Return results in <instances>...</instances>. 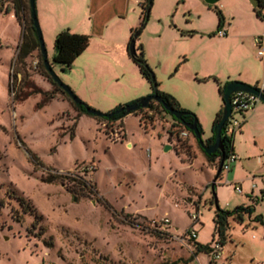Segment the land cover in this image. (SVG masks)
Returning a JSON list of instances; mask_svg holds the SVG:
<instances>
[{"label":"rangeland","instance_id":"374dc122","mask_svg":"<svg viewBox=\"0 0 264 264\" xmlns=\"http://www.w3.org/2000/svg\"><path fill=\"white\" fill-rule=\"evenodd\" d=\"M153 1L155 13L150 12L138 43L144 45L158 89L197 109L203 136L213 135V90L198 81L208 65L181 34L202 25L216 31V10L222 8L214 2L204 11L206 0ZM0 3V264H207L205 251L193 256L191 213L198 211L201 219L196 241L206 244L213 237L217 205L233 210L249 201L248 194L222 182L227 171L213 191L218 166L198 142H190L193 135L176 136L179 123L155 100L152 110L127 113L122 123L107 122L79 110L51 82L40 66L38 49L28 55L23 69L16 57L23 32L31 35L29 0H21L19 18L12 0ZM225 3L236 8L240 0ZM41 28L54 71L91 107L106 112L90 103L128 104L133 97L153 93L131 57L104 52L111 39H120V23L109 24L103 34H88L91 44L69 68L52 61L54 43ZM253 30L250 23L242 25L238 41L225 52L220 40L209 43L216 71L240 70L262 78L263 60L249 42ZM207 45L201 43V48ZM166 144L172 148L166 150ZM260 160L253 159L255 170L264 165ZM227 175L232 180V171ZM82 179L96 191L82 186ZM19 214L20 221L15 217ZM257 214L263 222L247 225L248 216L243 223L230 219L223 264H264V201H259Z\"/></svg>","mask_w":264,"mask_h":264},{"label":"crops","instance_id":"0c3cea01","mask_svg":"<svg viewBox=\"0 0 264 264\" xmlns=\"http://www.w3.org/2000/svg\"><path fill=\"white\" fill-rule=\"evenodd\" d=\"M145 1L146 0H36V10L39 17L38 19H40L39 23L41 22L44 32L47 30L49 42H51V44L54 43L57 33L64 29H68L75 33L95 35L96 33L103 34L109 24L115 25L117 22L120 23L122 27L120 39L118 41L111 39L110 41L112 42L106 46L104 52H114L121 58L130 59V56L127 52L129 40L132 34V29L140 24L142 13V9H140V7L142 8V4ZM206 1L209 5L204 6V11H210V6L214 2H217L222 8L221 10L224 15L223 27L226 28L227 33L224 36H219L218 34L210 35L209 33L214 32V29L202 25L192 27L195 29H189V32L192 30L194 31L191 34H181L183 39L188 40L191 44H193V46H196V50L194 51L195 55H197L198 58L200 57L203 62H206L208 67H210L209 69L207 67V70L202 71L203 73L199 75L200 78L216 76L221 84L233 80H241L246 84L257 86L262 90V92H264V58L259 57L257 52L256 56L263 60V64L261 65V79L250 72L243 73L240 70L236 71L235 73H224L222 70L216 71L213 65H211L212 62H215V59L213 56L214 53L211 51V47L209 46V43H212L218 39L220 40V43L223 44L225 52L234 42L238 41L237 38L238 36H241L239 34V30L242 25L250 23L254 27L252 32L255 35L253 37H251V34L246 36L251 37L249 42H252L253 47L257 48L254 38L257 35L264 36V20L260 19L256 15L254 6H251L248 0H240L239 7L235 8L234 6L230 9L225 3L226 0ZM153 2L154 1H152L151 11L152 13H155ZM75 13L78 14L77 17L75 16ZM52 15L55 16V20H52ZM81 24H84L85 26H82ZM201 43L208 45L204 49L201 48ZM90 44L91 40L89 45ZM138 44V39H136V46ZM207 47L210 48L206 49ZM54 53L52 54L54 55ZM186 54L192 56L193 52H188ZM223 58H225V56H221V63L224 62ZM198 81L207 82L210 84L209 86L212 87L213 107L211 109V114H213L215 118L216 113L224 105L219 94L218 83L212 78H206L205 80L198 79ZM175 97L178 99L182 107L196 111L198 118L201 119V115L197 109L195 110L193 107L184 103V101L178 95ZM137 99L138 97H133L131 100ZM123 102L124 101H121L116 105L107 106L95 105L94 103L90 104L102 109L104 108V110L108 112L117 105L124 104ZM205 132H207L206 129ZM211 136L212 135H206L204 137L202 134L204 140L210 138ZM192 138L193 140H190L192 144L197 142V139L194 135ZM233 150L237 154L238 160L233 163V166L229 171H224L227 174L232 171V180L228 179V175L226 174L225 179L222 178V182H225L226 180L230 181L228 184H230L234 190V183H238L242 186L243 191L241 193L248 194L247 196L249 201H242L241 205H253L255 209L251 216L245 215V218L247 216L252 218L257 214V206L259 205V201H264V199L261 198V196L264 194V165L255 170L253 168L254 163L252 162L254 158H261L264 156V101L261 100L253 110L246 113L245 120L234 135ZM261 163H263V161H261ZM241 171L243 173H240ZM256 176L259 177V184L255 180ZM255 188L257 190H255ZM251 223L256 224L257 222L250 220L247 225H250ZM229 237H231V226L229 228ZM198 255L199 253L195 255V257L197 258Z\"/></svg>","mask_w":264,"mask_h":264},{"label":"trees","instance_id":"16d2710c","mask_svg":"<svg viewBox=\"0 0 264 264\" xmlns=\"http://www.w3.org/2000/svg\"><path fill=\"white\" fill-rule=\"evenodd\" d=\"M12 1L14 2V5H15L16 15L19 18V10L21 8V0H12ZM152 1L153 0H146L142 4L141 21L137 27L132 29V34H131L130 40L133 38L138 39L140 33L145 28V26L148 22V19L150 17ZM2 5L3 4L0 3V11H2V8H3ZM9 10H10V8L6 9L7 12ZM29 10L31 11L30 3H29ZM254 10H255L256 15L260 19L264 20V0H260V4L258 6H255ZM216 11L218 13V18H219L218 28L216 31L211 32L210 35H216L217 31L220 28H222L224 25V15H223L222 10L218 8ZM27 23L29 24V27L31 30V35H28L25 31L23 32L22 41L19 44V49H18L16 61L18 63H20V66L23 67V69H24V66L26 65V58L28 57V55H30L35 49H38L39 56H40V66L43 69V72L60 91H62L64 94H66L72 100V98L62 89V87L57 82H55L53 80L52 76L50 75V73L46 69V66L43 62V55H42V52L40 49V43H39V40H38V37L36 34L35 27L33 25V20H32L31 14H30L29 19L27 20ZM192 32H194V31L193 30L190 32L184 31L182 33L183 34H191ZM130 40H129V43H130ZM89 43H90V35H88V34L75 33V32H71L68 29L61 30L60 32L57 33V35L55 36V39H54L55 53L53 55L52 61L63 65V68H69L72 66V64L74 63L76 58L83 51H85V49L89 46ZM136 48H137L136 49L137 52L135 54H131L130 50H129V44H128V54L133 59V61L138 65L142 76L151 83V86L153 87V92H154V90H156L159 95L163 96L164 101L168 105H171L178 110L186 111V114L183 115V117L181 119H178L173 115L175 120L179 123L178 126H180V128H181L183 125H185V123L194 122L196 120L199 131L201 132V134H203L202 125L199 122L197 115L194 112L182 107L180 105L178 99L173 94L158 89V81L156 80L155 73L153 71L152 66L148 63V60L146 59L145 49H144L143 43H139L136 46ZM24 72H26V71H24ZM206 78H208V79L212 78L218 83L219 94H220V96L223 100V103H224V99H223L224 89L223 88L229 82H225L224 84H221L219 79L216 76H209ZM206 78H200V79L205 80ZM137 100L131 101V103L136 102ZM73 103L79 110L85 111V112H87V110H86L87 106L91 107L90 105H88L83 100H82L81 104L76 103L74 101H73ZM156 104L159 105L163 110L169 112L168 110L165 109V107L161 103L156 102ZM121 106H123V104L117 105L116 107H114L112 110H110L108 112H113ZM154 108H155L154 102L152 101L147 109L152 110ZM142 109L143 108H140L138 110H135L134 112L139 114V111ZM125 115H126L125 111L122 110L118 113H114L111 117H105L104 116L102 118H104L107 122L120 121V123H122V119ZM222 115H223V107L216 113V116H215V118L213 120V124H212L213 135L210 138L205 140V142L207 144H212L215 142L216 134H217V125H218L219 121L221 120ZM141 119H142V117H141ZM233 139H234V136L227 135L226 131H225V127H223L222 140H223L224 147H225V157H228L230 152L234 151L233 150ZM197 142H198V139H197ZM198 145L201 148L199 142H198ZM202 151L204 152L205 156L207 157V159L211 163L216 164L217 166L219 165L220 158H221V151L220 150H217L211 154H207L203 149H202ZM178 153H179V151H178ZM222 173H223V170H221L219 173L216 174V176H215L216 180L221 176ZM64 176H66V175H64ZM77 182H79V181H77ZM80 183L82 184V186H85V187H86V185L87 186L89 185V187L91 186L92 187V190H90L91 192L96 191V189H94L92 184H90L87 180L82 179L80 181ZM215 185H216V183H215ZM215 185H214V187H215ZM213 191H214V189H213ZM213 197L216 198L215 193L213 194ZM19 199L21 200V203L25 206L24 209L26 211H29L30 205L26 202L24 196H20ZM254 211H255V209H254L253 205H241L240 204L237 207H235L233 210L222 209L219 205H217V208L215 209V215H214V233H213V237H212L210 242H212V240H214L216 237H218L222 241V243L225 245V243L229 237L228 231L230 228V218H234L239 222H244L245 221V215L251 216ZM15 217L18 221H20L22 219V216L20 214H19V216L16 215ZM250 220L256 221V222H263V215L262 214H256L254 217L250 218ZM35 221H37V220H35ZM34 223H36V222H34ZM210 242L204 244V243H200L198 241H195V249L193 251V256L197 255L201 251L208 252L210 250Z\"/></svg>","mask_w":264,"mask_h":264},{"label":"water","instance_id":"95a60500","mask_svg":"<svg viewBox=\"0 0 264 264\" xmlns=\"http://www.w3.org/2000/svg\"><path fill=\"white\" fill-rule=\"evenodd\" d=\"M30 3V14L33 20V25L35 27L36 30V34L40 43V49L43 55V62L46 66L47 71L50 73V75L52 76L53 80L55 82H57L62 89L72 98V100L76 103H82V100L75 94V92L71 89V87L64 83L62 81V79L59 77V75L54 71L50 60L48 58V54H47V49L45 46V41H44V37H43V33L41 30V26L39 23V19L37 16V11H36V0H29ZM252 5L258 6L260 4V0H251ZM137 35V34H136ZM136 39L133 38L130 40L129 43V50L131 54H135L137 52L136 50ZM224 95H223V99H224V106H223V115L221 120L219 121L218 125H217V134H216V140L214 143L212 144H207L205 142V140L202 137L201 132L199 131V128L197 126V121L195 120L194 122H187L185 123V126L190 129L193 133V135L198 139V142L201 146V148L207 153V154H211L214 153L217 150L221 151V158H220V162L217 168V173H219L222 170V165H223V161L225 159V147H224V143L222 140V130L223 127L228 119V117L231 114V110H232V106H231V94L235 91L238 90H244V91H249V92H253L257 95L260 96L261 100L264 101V92H262V90L260 88H258L255 85H249L246 84L245 82L241 81V80H233L230 81L228 84H226L224 86ZM155 100L156 102L161 103L166 110H168L172 115H174L176 118L181 119L183 117V115L186 114V111H182V110H178L175 107L168 105L165 101L163 96L159 95L157 93L156 90H154V92L142 99L137 100L136 102L133 103H128V104H124L123 106L119 107L118 109H116L113 112H102L100 110H97L93 107H86L87 112L97 115V116H101V117H111L114 113H118L122 110L125 111V113H130L132 111L138 110L140 108H148L150 103ZM172 148L171 144H166L165 145V149L168 150ZM216 182V178H214L213 182H212V189H214V185ZM216 199V203L217 202V198Z\"/></svg>","mask_w":264,"mask_h":264},{"label":"built area","instance_id":"2783aa9c","mask_svg":"<svg viewBox=\"0 0 264 264\" xmlns=\"http://www.w3.org/2000/svg\"><path fill=\"white\" fill-rule=\"evenodd\" d=\"M227 30L225 27L220 28L217 31V34L219 36L226 35ZM254 42L256 47L258 48L257 53L259 57L264 58V36L263 35H257L254 38ZM38 61H34V65L36 66ZM261 101V98L259 95L244 91V90H238L231 94V114L228 117L224 127L227 135L234 136L237 130L241 127L243 121L245 120V115L249 111L253 110ZM236 114H240L242 118H239L236 116ZM176 136L178 138H188L189 136L193 135L192 131L188 129L185 125H183L181 128L179 126H175ZM238 159L237 154L234 151H231L228 157H225L222 165V170L229 171L233 163ZM262 161L264 163V156L262 157ZM226 183H230V181L226 180ZM235 190L239 193L243 191L242 186L238 183H234ZM262 199H264V194L261 196ZM191 225L188 230V238H192L194 241L198 238V230L196 228V224L200 222V215L197 212H192L191 215ZM164 223H169V218H163L162 220ZM225 245L222 243V241L216 237L212 242H210V250L207 252L208 255V263L207 264H223V257L225 254L224 250ZM54 264V263H49Z\"/></svg>","mask_w":264,"mask_h":264},{"label":"flooded vegetation","instance_id":"af4514ba","mask_svg":"<svg viewBox=\"0 0 264 264\" xmlns=\"http://www.w3.org/2000/svg\"><path fill=\"white\" fill-rule=\"evenodd\" d=\"M182 125V124H181Z\"/></svg>","mask_w":264,"mask_h":264}]
</instances>
